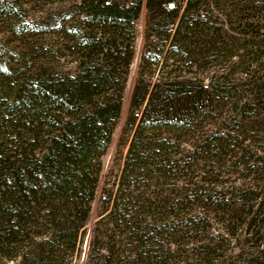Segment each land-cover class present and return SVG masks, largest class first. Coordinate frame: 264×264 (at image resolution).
<instances>
[{"label":"trees","instance_id":"obj_1","mask_svg":"<svg viewBox=\"0 0 264 264\" xmlns=\"http://www.w3.org/2000/svg\"><path fill=\"white\" fill-rule=\"evenodd\" d=\"M144 6L131 135L105 173ZM75 7L79 25L51 21L75 75L14 46L20 25L0 39V264H264V0Z\"/></svg>","mask_w":264,"mask_h":264},{"label":"rangeland","instance_id":"obj_2","mask_svg":"<svg viewBox=\"0 0 264 264\" xmlns=\"http://www.w3.org/2000/svg\"><path fill=\"white\" fill-rule=\"evenodd\" d=\"M145 1L147 0H144V2ZM78 2L79 0H63L55 3H53L52 0H17L13 10L3 6L0 14V39H2L8 30L10 31L12 29L15 32L16 30L19 31L17 27L20 25L21 28L19 33L16 34L17 38L15 39L16 41L14 46H17L21 50H24V48L28 49V51H25L30 55H33L37 61L48 62L64 74L75 75L77 71V64L73 61V58L69 56L68 52L64 51V46L61 43H64L65 40H59L58 36H55L56 27L51 25V21L54 20V16L58 15V12L60 13L63 11L65 12V15H67V24L79 25L80 20L84 17V15L77 12L78 10L75 6ZM172 3L173 2H170L169 5L167 3L166 7L168 9L172 8ZM7 11L13 12V16H7ZM147 16L148 10L144 6L140 17L135 20V56L124 92V102L121 115L115 127L108 153L104 157L106 168L105 173L110 169L118 172L122 165V158L127 151L131 133L125 132L123 128L129 110L130 98L136 78L138 64L140 63L142 56ZM61 18L62 17L57 18L58 22ZM22 19H25L26 21L27 25L25 27L21 23ZM162 19L166 21L168 20V17L164 15L162 16ZM173 26L174 25H171L169 27L170 31L173 29ZM58 40L59 42L56 43L55 41ZM52 44H55V46L53 47V50H50ZM61 46H63V48L60 50L58 47ZM97 215L98 203L96 202L94 203V210L88 224V232L80 245L81 258L86 255L90 228L97 219ZM1 261L2 264H15L17 260L9 261L4 259ZM79 262V256H75L73 263L79 264Z\"/></svg>","mask_w":264,"mask_h":264}]
</instances>
